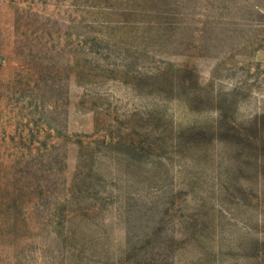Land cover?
<instances>
[{
    "label": "rangeland",
    "instance_id": "rangeland-1",
    "mask_svg": "<svg viewBox=\"0 0 264 264\" xmlns=\"http://www.w3.org/2000/svg\"><path fill=\"white\" fill-rule=\"evenodd\" d=\"M0 264H264V0H0Z\"/></svg>",
    "mask_w": 264,
    "mask_h": 264
}]
</instances>
